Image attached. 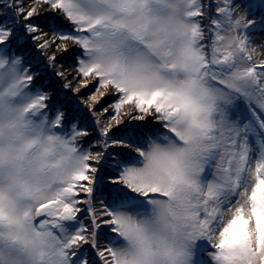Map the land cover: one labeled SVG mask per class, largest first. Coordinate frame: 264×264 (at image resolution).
Segmentation results:
<instances>
[{"label":"snow or ice","instance_id":"1","mask_svg":"<svg viewBox=\"0 0 264 264\" xmlns=\"http://www.w3.org/2000/svg\"><path fill=\"white\" fill-rule=\"evenodd\" d=\"M256 31L264 0H0V264H264Z\"/></svg>","mask_w":264,"mask_h":264},{"label":"rangeland","instance_id":"2","mask_svg":"<svg viewBox=\"0 0 264 264\" xmlns=\"http://www.w3.org/2000/svg\"><path fill=\"white\" fill-rule=\"evenodd\" d=\"M215 2H216V0H205L206 5L212 4ZM257 4H258V0H257ZM239 15H243L242 9L239 12L235 13V16H239ZM207 19H208V15L206 14L205 19L203 21H201V23L202 24L206 23ZM67 31H65V32H67ZM250 35L252 36V43L249 45V52L252 55L253 62L258 64L260 61H264V32L256 31V32L250 33ZM30 43L28 42L27 44L24 45L25 55H26L28 60L32 61V63L35 64L38 57L36 56V53H35L32 45ZM253 48L255 49V51H253ZM44 78L50 80V82H45L43 79V84L45 85L46 88H55L57 90V92H59V82L57 81V78L52 77L50 75V70H49V72L44 74ZM92 91H94V89L90 88L89 92L86 93V98ZM105 100L108 101L107 104L112 103L111 98H107ZM106 115H108V114H106ZM84 123L89 128V130L92 132L91 139H95L96 138V131H95L96 126L93 123V118H91V117L88 118ZM102 123H104L103 120H102ZM136 123H138V122H129V123L125 124V126L126 127H129L130 125L135 126ZM104 243H105V241L103 239H101V244H104Z\"/></svg>","mask_w":264,"mask_h":264},{"label":"trees","instance_id":"3","mask_svg":"<svg viewBox=\"0 0 264 264\" xmlns=\"http://www.w3.org/2000/svg\"><path fill=\"white\" fill-rule=\"evenodd\" d=\"M40 22H41V27L43 28V31L47 32L49 34V36L52 35L54 28H60L64 31H67V30L69 31V27L65 26L66 22L62 21L61 18L56 17L54 14H47V13L44 14L42 16ZM29 43H30V41H29ZM51 51H55V48L51 49L50 52ZM74 55L75 54L73 53L71 48H70L68 53H57L58 65H62L63 68L66 69L67 71H72V69L74 67V64H73ZM43 79L45 82H50L49 79H46L44 77H43ZM89 90L84 92V96L82 97V99L86 98V93H88ZM107 102H108L107 100L103 101L102 106H104V107L108 106ZM111 110L112 109H110L108 115H105L104 117H102V120L104 123L107 122L108 116H110L112 114ZM124 127H126V126L124 125Z\"/></svg>","mask_w":264,"mask_h":264}]
</instances>
